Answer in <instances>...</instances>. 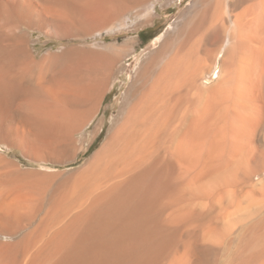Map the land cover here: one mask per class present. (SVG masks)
Wrapping results in <instances>:
<instances>
[{
  "label": "bare ground",
  "instance_id": "1",
  "mask_svg": "<svg viewBox=\"0 0 264 264\" xmlns=\"http://www.w3.org/2000/svg\"><path fill=\"white\" fill-rule=\"evenodd\" d=\"M142 1L0 0V146L42 165L84 153L77 136L131 48L102 34ZM210 1L149 54L84 165L0 154V264H264V0L237 16L206 85L215 48L198 36L228 23ZM32 31L72 43L38 56Z\"/></svg>",
  "mask_w": 264,
  "mask_h": 264
},
{
  "label": "rangeland",
  "instance_id": "2",
  "mask_svg": "<svg viewBox=\"0 0 264 264\" xmlns=\"http://www.w3.org/2000/svg\"><path fill=\"white\" fill-rule=\"evenodd\" d=\"M197 1L198 0H144L136 3L139 5L133 3L125 12L128 13H124L117 19L119 21L115 23V27L102 34L108 37L107 44L117 42L119 45H122L128 43L131 48L126 55H124L125 58L122 56L123 59L121 57V61L119 60L120 63L109 82L110 90L107 93L98 116L94 119L85 133L77 136L78 145L85 146L83 147L84 153L75 161L62 165L31 163L22 156L18 150L7 149L5 146H0V154H5L8 158L19 162L23 168L36 167L43 170L67 171L70 170V168H79L84 165L94 153L102 147L111 133L114 126L113 123H115V119H117L120 113L121 102L125 92L131 85L135 74L140 70L149 54L158 48L163 38L172 39L176 37L180 30L186 28L189 23L193 21L198 11ZM210 2L212 4L217 2L222 5L221 17L227 18L228 23L222 27L219 21L209 24L198 36V38H200L211 35V46L209 47L215 48V52L212 56V63L204 75L203 82L206 85H213L218 79L217 76L222 72V57L229 47L228 40L232 33L231 30L233 31L235 19L240 13L247 12L246 10H249L253 4V0H211ZM234 5H236L235 8ZM145 20L147 22H145ZM31 34L32 42L39 48L37 52L38 56L45 54L48 50H58L72 43L71 40L61 41L59 39L50 38L38 31H32ZM100 41L101 39L98 36L87 41H81V43H96ZM95 133L97 134L94 138ZM262 179H264V172L252 176L253 183H259ZM234 190L235 192H241L239 203L241 204L240 207L243 208L242 205L245 206L244 202H246L248 192L250 193L249 186L246 184H239L237 187L233 188V192ZM231 206L232 205L227 207L229 212H226L227 216L225 215V219H233L237 216L234 215L237 210ZM237 213L239 215V212ZM230 214L233 216L230 217ZM219 216L221 219V208L218 210V217ZM221 259L223 258L221 257ZM221 259L219 258L220 261L217 260L214 264H224Z\"/></svg>",
  "mask_w": 264,
  "mask_h": 264
}]
</instances>
